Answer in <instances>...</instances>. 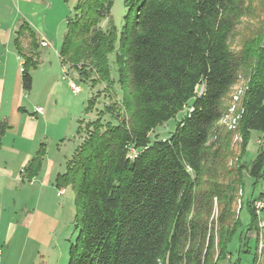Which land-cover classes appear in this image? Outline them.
<instances>
[{
    "label": "trees",
    "instance_id": "trees-1",
    "mask_svg": "<svg viewBox=\"0 0 264 264\" xmlns=\"http://www.w3.org/2000/svg\"><path fill=\"white\" fill-rule=\"evenodd\" d=\"M115 2L78 0L59 52L63 67L89 70L94 83L109 92L117 84L122 93L95 120L81 122L84 137L56 177L57 188L75 193L78 235L68 264H221L242 225L241 191L264 179V0H125L120 33L114 24L100 28ZM15 46L30 93L39 53L28 23ZM188 105L171 136L152 142L151 132ZM233 106L239 118L229 129L223 120ZM8 128L0 122V145ZM256 133L263 144L248 165ZM44 155L41 147L23 179L40 174ZM256 199L247 201L251 220L239 253L264 264Z\"/></svg>",
    "mask_w": 264,
    "mask_h": 264
},
{
    "label": "rangeland",
    "instance_id": "rangeland-1",
    "mask_svg": "<svg viewBox=\"0 0 264 264\" xmlns=\"http://www.w3.org/2000/svg\"><path fill=\"white\" fill-rule=\"evenodd\" d=\"M19 3L22 8H30L31 16L27 20L29 25L36 30L38 38L44 35L48 43L46 47L40 48L43 53L38 55L39 64L32 69L34 87L30 93L24 91L20 79L22 74L18 73L17 68L16 90L12 101L0 107V122L3 121V116H6V122L20 137L15 143V148L20 154L16 160L17 175L25 167L27 160L35 157L41 147L45 155L42 178L33 186H29L30 189H36V193L40 190L41 195L38 200L33 199L28 207H22V217L27 219L19 228V235L17 238L15 236L11 248L0 247V264H68L70 245L78 235L75 223V193L71 186H66L62 187L65 189L64 193L58 196L60 188H57L56 177L59 173L66 172L68 161L84 137V130L78 135L81 122L85 121V127L86 123L95 120L105 106L120 101L122 93L117 84L113 91L109 92L105 90V84L100 81L94 83L97 75L89 70L87 76L69 66H66L64 71L59 52L67 31V21L75 15L78 0H20ZM127 12L125 0H116L111 16L100 23V28L108 30L114 24L120 33ZM110 64L112 76L117 79L115 54L110 55ZM72 83L78 90L72 89ZM94 96L98 98L97 103L93 109L87 110L88 101ZM191 103L192 101L189 105ZM189 105L175 118L154 129L150 134L151 141L169 138L177 124L188 113ZM37 107L43 109L42 114L36 112ZM108 120H111L110 115L104 117V122ZM259 141L256 133L245 156L246 164L250 165L256 158L258 147L263 144L262 140ZM254 182L255 180H250L243 190L239 213L242 225L230 244V256L221 264H235L239 258L243 260V264L252 262L251 253H239L242 249L239 236L251 220L247 201L251 195L257 199L264 197V179L256 186ZM260 194L262 196H259ZM259 216L263 234L260 244L262 248L264 210ZM250 246L253 249L254 242H251Z\"/></svg>",
    "mask_w": 264,
    "mask_h": 264
},
{
    "label": "crops",
    "instance_id": "crops-1",
    "mask_svg": "<svg viewBox=\"0 0 264 264\" xmlns=\"http://www.w3.org/2000/svg\"><path fill=\"white\" fill-rule=\"evenodd\" d=\"M19 1L0 0V107L12 101L14 90H16L17 68L18 73L22 74L21 66L23 60L16 50L15 39L20 26L28 23L27 20L30 19L31 15L29 14L30 8L27 9L25 6L24 8L20 7ZM34 32L38 39L37 50L41 55L43 50L40 48L46 47L47 44L41 46L40 42L42 38L46 37L41 35L38 38L36 30ZM25 38H27V44L29 41L28 32ZM25 46L27 47V45ZM6 119V116H3V121H6ZM17 139H20L19 135L14 133L9 125L0 145V247L7 246L9 247L8 249L11 248V243L13 244V241H15V236L17 238L19 235L17 232L23 225L24 220L27 219V217H22V207H28L31 205L33 199L37 198L38 200V197L41 195L40 190L36 193V189H30V187L38 179L42 178L43 175L41 171L32 180L23 179L24 169L33 157L27 160V164L20 171V174H16V160L20 155L15 148Z\"/></svg>",
    "mask_w": 264,
    "mask_h": 264
},
{
    "label": "built area",
    "instance_id": "built-area-1",
    "mask_svg": "<svg viewBox=\"0 0 264 264\" xmlns=\"http://www.w3.org/2000/svg\"><path fill=\"white\" fill-rule=\"evenodd\" d=\"M48 43V41L45 39V38H42L41 42H40V45L41 46H44ZM64 68V71H65V67ZM71 87L74 91L78 90L77 86L72 83L71 84ZM240 94H242V90H239V92L234 96V99L235 100H238L239 99V96ZM36 112L39 113V114H42L43 113V109H41L40 107H37L36 108ZM234 112H235V106H233L231 109H230V113L227 114L225 117H224V120L223 122L226 124V126L229 128V129H233L235 128V125L237 123V120L239 118V115H234ZM238 139V137H237ZM136 155V150H132L131 151V154H130V157L131 158H134V156ZM64 188H60L58 190V196L62 195L64 193ZM241 195H243V192L241 191ZM241 207V200H239V209ZM254 207L257 211L258 214L261 213L262 210H264V197H260L258 199H256L254 201Z\"/></svg>",
    "mask_w": 264,
    "mask_h": 264
}]
</instances>
